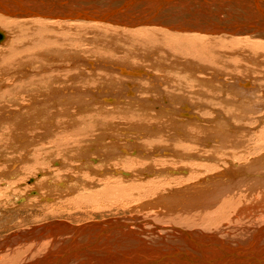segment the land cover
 Masks as SVG:
<instances>
[{"label":"bare ground","instance_id":"bare-ground-1","mask_svg":"<svg viewBox=\"0 0 264 264\" xmlns=\"http://www.w3.org/2000/svg\"><path fill=\"white\" fill-rule=\"evenodd\" d=\"M81 1L82 0H23V2H22V0L21 1L19 0L17 2L15 1L14 4H12L10 2L12 5H14V9L17 10V12L14 13V12H12L11 9L5 8V5H4L5 1L2 2V0H0V22L3 24L4 20H6V19L8 20V18L10 19V16L8 17V16H6V14H9V15L11 14V15H15L16 19H14V20H21L20 23L24 26H26V24H28V23H32V25H34L36 27L42 26V25L51 27L52 24L54 25L56 23L76 24L79 27L80 26H83V27L89 26V27H93V29H97V27L105 29V30L107 29L108 31H111L110 34L112 35V37L115 34L122 37L121 34L123 35L124 32H127V33H129V35H131L132 32H134V31H138V32L146 31V32H151V37L147 38L146 37L147 35L146 36L144 35L146 38L144 40L140 39L139 41L144 42L145 45H147L148 47H149L148 43L150 45H153L152 41L157 42V43H162L164 45V43L162 42V37L157 36V35L155 36L153 34V32L169 34L172 36L170 38L172 42L170 41L171 43H169V45H172V47L174 49V50L170 49V51L172 52V55H169V57L172 58V57L178 55V57H180L182 59V60L179 59L178 62H175V61H174V63L172 62L173 63L172 65L174 66V68H176V67L178 68V71H177V69L176 70L173 69V70L178 72V73H176L177 74L176 76H178V80H177L178 90L177 91H179L180 93L182 91V95L181 94H180L181 96L174 95L173 94V93H175V91H174L173 93H171V95H174V96L171 98H169V97L167 98V96H170V94L165 95L166 94L165 93L163 98L161 99L162 101L166 102V100H171V101L173 100V102H174L177 100V104L179 101V104L184 105V104H186V102H184V101L187 100L188 102L193 101V102H197V103H201V104L207 103L208 105H213V106L214 105H221L222 106L223 101L221 98H225V96H226L227 101L228 100L229 101L230 100H236L237 103H240L239 108L243 107L242 104L245 105V107H247V109H245V107L241 108V109H244L243 111L247 110V111L253 112V110H254V113L257 111L260 112V110H258V109H261L264 111V101L260 100L262 98V95L264 94V92L262 94L261 92H257L258 91L257 88H249L250 86H253L252 82H255L252 78H248L249 74H248V76H246L247 79L240 78L241 76H243L242 74H240L241 76H239V78H237L238 76H236L233 78L234 81L230 80L231 82H228L229 80L225 81L223 79L224 74H221L223 72L222 70L226 69V66L231 65V66L235 67V65H236V64L234 65V62H232L233 60L230 61L229 59H227L229 57L230 52L226 51V46H224L222 44L223 40L229 39L232 42L234 41L235 42V43L233 42L234 46L239 45L240 41L241 42L244 40L249 41V40H253V39L256 41H260V42L264 43V39H263L264 38V0H97L96 3L98 5V7H107V6H109V3H112L113 6L119 7V8H113V14H111V15L106 14V16L103 19H99L97 17H94L91 14H88L87 13L88 8H86V4L84 5V3H82ZM85 1L91 2V0H85ZM18 3L22 4L23 6L19 5ZM136 6H139V8H136ZM207 7L208 8L210 7L211 9L207 10ZM120 13H121V15H120ZM23 23H26V24H23ZM63 26H64V24H63ZM0 27H2V26H0ZM42 28H41V30H42ZM48 29L49 28H47V30ZM41 30H40V33H42ZM105 30H103V33ZM116 30L118 32H116ZM3 31L6 32V30H3ZM3 31L0 28V45L1 44L7 45L10 43V38H8L5 41L6 36H5V33ZM114 32H115V34H112ZM119 32H121V33H119ZM30 33H32V32H30ZM33 34L35 37H37V38H34V43H36V44L41 43L43 46H40V48L42 49V50L41 49L40 50L43 52L36 54V55L35 54H32V55L41 56V55H45L46 52H49V53L53 52L52 50L47 51L49 49V47L52 45V43H50L51 40H49L48 42L45 40L43 42L42 40L39 39V36L41 34L36 33L35 31L32 33V35ZM37 34H38V36H37ZM101 34H102V32H101ZM139 34H137V35H139ZM132 35H134V34H132ZM132 37H134V36H132ZM23 38H25V37H23ZM99 38H101V36ZM170 39H168V40H170ZM18 40H20V38H18ZM236 40H238L239 42H237ZM99 41H101V40H99ZM129 41H131V39H129ZM31 42H32V40H31ZM60 42H62V41H60ZM249 42H251V41H249ZM157 43L153 46H155L156 48H160V50H161L163 45H162V47L157 46L158 45ZM19 44L21 45L20 42H19ZM56 44L57 43H55L54 46ZM61 46L62 45L60 43V45H59L60 49L58 50V54L62 53L61 51L64 50ZM106 48H108V47H106ZM36 49H38V48H36ZM28 50H30V48ZM153 50L156 52V49H153ZM233 50L237 51L238 49L234 48ZM14 51H17V50L16 49L15 50H9L6 53L7 54L8 53L15 54V53H13ZM32 52H34V51H32ZM71 52H72V50H71ZM114 52H116V51H114ZM177 52H178V54H177ZM27 53H29V51ZM233 53H235V52L233 51ZM24 54H25V52H24ZM135 54H137V53H135ZM230 54L232 55V52ZM18 55H20V54H18ZM73 55H75V54H72V56ZM109 55H111V53ZM153 55H154V53H153ZM3 56H5V55H3ZM22 56L23 55H21V57ZM80 57L81 56H78V58H80ZM118 57H117V59H118ZM124 57L125 56H123V58ZM126 57H128V56H126ZM146 57L148 58V56H146ZM163 57H164V55H163ZM166 57H168V56H166ZM5 58H6V56H5ZM29 58L30 57H28V59ZM70 59H71V62L73 65H70L71 64L70 62H69L70 63L69 65L73 66L75 68V70L77 69L79 71L78 72L79 74L77 73L78 75H75V76L73 75V77H69L66 75L67 78H66V76H65V78L68 81L73 80L72 83L74 85L81 83V86H82V81H84V80L89 81L90 79H92L91 76H90L91 78L85 77V72L82 69V67L91 66L93 69H95L96 68L95 65L96 66L99 65L102 68L110 65V67H108L107 69L109 71H111L112 68L116 67L113 64L119 60V59L118 60L116 59L117 61H113L114 62L113 64H108V62H102L101 63V62L96 61L97 62L96 63L95 61H91V60L87 61L84 59L85 61L82 60L83 65L81 64L80 65L81 67H80L78 65L79 60L77 62V60H74L73 57ZM110 59H112V57ZM106 60H108V59H106ZM124 60H126V59H124ZM244 60H247V58ZM28 61H31V59H29ZM33 61L34 60H32V62ZM131 61H133V60H131ZM6 62H8V61L6 60ZM163 62H165V61H163ZM18 63L19 62H17V64ZM45 63L46 62H44V64ZM121 63L124 64V66L126 64L123 62H121ZM134 63H133V65H134ZM166 63H164V64H166ZM229 63H230V65H229ZM237 64H238V62H237ZM259 64H260V62H259ZM115 65H117V64L115 63ZM248 65H250V64H248ZM124 66H122L120 69L125 68ZM134 66H136V63ZM16 67H14V68H16ZM43 67L44 66H42V68ZM47 68H45L46 70H44V69L43 70L47 72ZM61 68H63V67H61ZM170 68H166V70L167 69L171 70L173 67L171 69ZM4 69H5V67H4ZM17 69H20V68H17ZM159 69H161V68H159ZM159 69H156V70H159ZM208 69H211V70H208ZM10 70H12V69H10ZM26 70H27V68H26ZM31 70H33V68ZM34 70L30 71V72H33L34 74L37 73ZM43 70H38V71H43ZM242 70H243V68L241 69V71ZM247 70H249V69H247ZM16 71H18V70H16ZM22 71H21V73H18L20 75V78L21 79L27 78V74L23 73ZM63 71H64V69H63ZM92 71H93L92 73L96 72L95 70H92ZM208 71L210 72L209 74H211L210 75L211 78L199 76V73L203 75L204 73L206 74ZM241 71H238V72H241ZM8 72H10V71H7L6 73H4V75L7 74ZM90 72H91V70H90ZM122 72H123V70H122ZM122 72H120V73L123 74L124 72L123 73ZM126 72H127V70H126ZM92 73H90V74L92 75ZM148 73H149V71H148ZM126 74L128 75V73H126ZM16 75H17V73H16ZM68 75H70V74L68 73ZM116 75H118L117 72H116ZM158 75H159V73H158ZM38 76H41V75H37V77ZM59 76L62 77V75H59ZM87 76H88V74H87ZM92 76H95V74H93ZM171 76H173V75H171ZM16 77H18V76H16ZM113 77H115V75ZM129 77H135V75H132V76L130 75ZM254 77H256V76H254ZM85 78H87V79H85ZM107 78H108V75H107ZM120 78H121V76H120ZM148 78H149V76H148ZM158 79H161V78H157V80H154V82L156 84L159 82ZM257 79H259V78H257ZM51 80H52V78H51ZM56 80L60 81L59 78ZM114 80H117V79H114ZM125 80H126V78H125ZM68 81H65L63 84L61 83L62 85L60 84V86H66ZM90 81H93V80H90ZM98 81L101 82L102 80L98 79ZM136 81H140V80L136 79ZM215 81H219V82L214 83ZM258 81L259 80H257V82ZM142 82H143V80H142ZM149 82H152V81L150 80ZM162 82H163V80H162ZM127 83H129V82H127ZM155 83L153 86H151V84L149 83L148 88L145 87L147 89L146 90L147 93L149 91H152L151 89H154L153 87L156 86ZM170 83H172V82H170ZM218 83L219 84L225 83V84H223L221 86ZM83 84H84L83 87L85 88V86H86L85 82ZM118 84H120V83H118ZM135 84H136V82H135ZM143 84L147 85L148 83H141L140 85H143ZM34 85L35 84H33V88H34ZM56 85H58V84H56ZM109 85H111V84H109ZM22 86H19L20 91L17 94L19 95L21 92H23L25 94H30V91H27L29 88L27 90H24V89H22L23 88ZM104 86L100 85V87H104ZM209 86L219 87L220 88L219 90H221V88H223L224 91L223 90L219 91L218 92L219 94L216 95L218 90L215 87L214 88L216 90L215 89L210 90L208 88ZM223 86H225V87H223ZM37 87H39V86H37ZM52 87L50 86V91H51L50 93H52L51 94L52 96H55V95H57L56 92L58 90H55V88L54 87L52 88ZM67 87H69V88L67 89ZM67 87H65V89L62 91L66 95L67 94L71 95V98L68 96L67 99L70 98L69 100H71L72 98H75L74 103L76 105V108H74V107L68 108L67 107L66 109L65 108L59 109V111H54V113H56L55 115L49 114L48 118L55 119V121L57 120V122H59V120L64 121V122L68 121L67 124L69 122H71L72 124L74 123L70 127L74 130H76V128H75L76 124L75 123H77V122H79V124H83V126L88 128V125H89L88 122H91L90 121L91 119L90 120L88 119L89 115L83 116L82 110L85 111L87 108H91L89 106L85 108L84 106L87 104H90V106L94 107L96 102H93V101H97L98 98H95L96 97L95 96V97H93L94 99H91L92 98L91 97V98H89V103L87 101V104L83 105L82 101L84 100V98H87V95L83 94V90H81L79 87L78 90L80 89V91H78L77 89H74L72 86L70 87V85H68ZM159 87H161V86L159 85ZM159 87H157V88H159ZM174 87H175V85H174ZM75 88H77V87H75ZM97 88L96 89L94 88V89L97 90ZM198 88H199V90H198ZM260 88H259V90H260ZM262 88H264V86H262ZM34 89H31V90H33V92H34ZM92 89H89L87 91L91 90V92H89L91 94L93 92H96V94L94 93L95 95H98V93L100 94V92L95 91V90L92 91ZM117 89H119V88H117ZM159 89H161V88H159ZM101 90H102V93L105 91L103 89H101ZM131 91L132 90H130L124 94V97H125L124 99H128L129 97L134 96L133 94L130 93ZM154 91H156V90H154ZM58 92L63 94L61 91H58ZM164 92H162V93H164ZM36 93H38V92H36ZM108 93L110 94L111 92L108 91ZM108 93L106 91V94H108ZM91 94H89V96ZM101 96L103 97L102 101L105 103H108L107 100H109L110 96L109 97H107L106 95H101ZM119 97H117L116 99L119 100ZM212 97L213 98H220V101L219 100L217 101L215 99L213 100ZM14 98H15V102L19 103L18 98L16 96ZM27 98L28 97H26L25 99H27ZM50 98H52V97L51 96L47 97V98L45 97L44 100H49ZM54 98H58V96L57 97L55 96ZM80 99L82 101H80ZM90 99L93 101H91ZM129 100H131V99H129ZM157 100H158L157 98L155 100L149 99V98L144 99L141 101L142 102L141 105L148 106V108H149V106L150 107L152 106L155 109H157L156 107H159V109H160L159 111L161 112V114L172 115L174 113H178L179 115L182 114L185 116L186 113H189L190 115L188 114V116L197 117L196 116L197 113L194 112V108L193 107L188 108L187 107L188 104L184 105V107L174 108L172 106H169L171 104H168V105L163 104V103H160V102H162L161 100H159V101H157ZM27 101L28 100H26V102ZM51 101H56V99L51 100ZM102 101H99V102H102ZM36 102H38V101H36ZM62 102H65V101L62 100ZM115 102L116 101L113 99V103H115ZM174 103H176V102H174ZM174 103H173V106L176 105ZM51 104L54 106V102H52ZM138 104H140V103H138ZM195 105H197V104H195ZM176 107H178V106H176ZM251 107H253V108H251ZM0 108H1V106H0ZM220 108H222V107H220ZM91 109L93 110V108H91ZM38 110H37V113L39 112ZM229 110L230 111L227 113H222L220 110L217 109L216 111H219V113H222L221 116H219L220 114L219 115L216 114L214 117H212V119L211 118H209V119L213 120V121L218 119V121H220V122L219 123L217 122V123L220 124L221 126H223L222 123H228V125L230 127H232V128L235 127L236 129L238 128L237 131L239 129L241 130L243 128L249 129V127L246 124L241 123V121H240L241 125L239 126V124H238V127L235 126V123H233V122L230 123L229 114H230V112H233V110L231 108H229ZM93 111H95V110H93ZM204 111L207 112L206 110H204ZM243 111H240V112H243ZM111 112H113V111H111ZM125 112H127V111H125ZM128 112H129V114L130 113H134V114L136 113L134 111H128ZM144 112L147 113V111H144ZM259 112H257V113H259ZM83 113L85 114V112H83ZM150 113L151 112L147 113V115H150ZM207 113L208 114L211 113V110H208ZM240 114L238 115L239 117L240 116L245 117V114H244V116H242ZM137 115L139 117H136V116L128 117V118H132V120H133L131 122V119H129L130 124L132 126L130 132L132 133V131H133V133L135 134L134 131H137L140 133V134L138 133L139 138H137V139H133V138L130 139L129 138L130 140L126 141V142H129V145L122 144V143L120 144L113 139V141L111 140L113 145L111 144V142H109L111 145L108 143L110 146H112V147H110V146L109 147L113 148L112 149L113 151L112 150H111L112 152L107 151L108 153H105V154L102 153L100 155V158H98V157L92 156L90 154L88 155V153H89L88 150L81 152L82 151L81 149H83V147L87 143V141H85V142H83L84 144L80 143V146L75 145V147L76 146L77 147L75 149H73L74 151L71 150V152H73L72 154H70L71 158L67 156V160L70 158L72 161L67 162L64 158H63L64 160L61 159L62 157L58 159V157L56 156V154L58 152L56 154H54L55 160L53 162V166H60V167L65 168V169H66V167L73 166L74 168L76 167V169L77 168L80 169V166L77 164H80V162L82 160L83 163L85 164V165L82 164V168L89 167L90 168L89 170L93 169L94 171H99L101 173V175L103 174L102 176H104V174L106 175L108 169H110L111 172L114 171L113 174H120L124 178H130V179L133 177V174L139 175L140 178L147 179L146 181H150L149 178L154 179V178L158 177V179H157L158 181H162L161 179L164 180V181H162L164 185H166V183H164L166 178H160V176H162V177H169V176L173 177L174 178L173 183H175L174 186L177 185V187L174 188L175 190H171L169 192L164 193L165 191L160 190L161 189L160 186L162 184L160 185V184H157L154 182L155 184L152 185L153 189L151 191H153L155 194L156 193H158V194L156 195L153 202L152 201L149 202V205L146 202H143V204L141 202V203H139L141 205H138L139 208H141V209L149 208L152 210H156L157 214L160 213V214L165 215V217L170 219L169 222L166 221L168 224H166V226H161V225H156V223H155V225L153 224L149 227H146L148 222H146V220H145L146 218H142V217H140V218L138 217L139 218L138 220L135 218L134 219L129 218L125 222H123L121 220H119V221L116 220V221L110 222L111 227L110 228L108 227L109 229H107V228L103 229L102 226H104V225H102V226H100L102 229L100 228L101 230H98L99 228L96 225V228H98L97 232H96V230H93V232H92L93 234H92V233L88 232L89 231L88 230L87 236L84 233H82V235H79V236H77V234L75 235V233L79 234V232H84L85 230H83V228H81V227L80 228H74L73 229V231H74L73 235L70 237H67L68 238L67 241L64 238V236L67 235L64 230L58 231L56 233L55 239L53 238V236H51V234H48V233H36L35 237H37V240L40 238V242H38V243H41V244H39L40 245L39 247H36L38 244L37 243L35 246V250L32 249L31 246L25 247V250H23V251H25V253H28V254L29 253L33 254V256H35V258L32 257L33 259L31 258L32 259L31 261H29V262L26 261V263H24V264H33L35 262H38V264H264V150L261 148H260V150L257 148L239 149L243 145L242 141L236 142V141H234V139H231L232 136H231V138H227L226 136H228L229 133L224 132L225 129L221 131L223 133H221L219 131V129L215 130L216 132L212 131V129H216V128L210 129V127H212V126L209 127L206 124L204 125V123L203 124L201 123L203 125L202 127H201V124H199L200 127L194 129L195 133L192 130L191 131H186V129L181 130L178 127H176L175 125H173L175 120L172 124L167 125V126H169V128H167V126H165L166 124H162V123H160V125H162V126L159 128L156 125H154V126H156L157 131L160 132L159 134H155L157 136H154V133L157 131L151 132V133H153V136H149V138L152 137L151 141L154 138L155 139L151 142L150 147L148 145V147H149L148 149H150L151 147H152V149L153 148L154 149L152 151L151 150H144L143 148L140 147V146H142L143 143L139 144V140H142L143 137L146 136L147 133L144 130V129H146V127H144V129H142L143 128L142 126L149 125L148 121L150 118L147 120V119H145V117H143L139 114H137ZM157 115L160 116V114H157ZM263 115H264V112H263ZM263 115L258 116L256 122H258L259 124L260 123L264 124V116ZM3 116H6V115L4 114ZM209 116H211V115H209ZM91 117L95 120L97 119L94 116H91ZM56 118H58V119H56ZM153 118H155V117H153ZM160 118H161V116H160ZM169 118H171V117H169ZM42 120H44V119H42ZM76 120H77V122H76ZM199 120H200V118H199ZM169 122H171V121H169ZM179 122H181V121H179ZM53 123H55V122H53ZM98 123H101V122H98ZM107 123H106V125H107ZM13 125L15 126V124H13ZM16 125H17V123H16ZM98 125H100V124H98ZM176 125H177V123H176ZM208 125H210V124H208ZM136 126L139 128H137ZM43 127H44V125H43ZM38 128H39V126H38ZM152 128L156 129L155 127H152ZM199 128H201V130H198ZM41 129H44V128H41ZM72 129H70V130H72ZM112 129H114V128H112ZM169 129H170V132L168 131ZM222 129H223V127H222ZM236 129H234V130H236ZM196 130H197V132H196ZM228 130H230V129H228ZM52 131H54V130H52ZM67 131L68 130H66L65 132H67ZM86 131H89V129ZM107 131L108 130H106V132ZM80 132L84 133V130H81ZM117 132H119V130ZM125 132H126L125 130L120 131V133H122V134H127ZM127 132H129V131L127 130ZM143 132H145L146 134H143ZM188 132H190V135H188ZM228 132H230V131H228ZM81 133H79V134H81ZM161 133H163V135L166 137L160 136ZM193 133H194V136H191ZM44 134L47 135V133H44ZM110 134H112V132ZM148 134H150V133H148ZM200 135H202V136H200ZM59 136H60V134L58 133L57 137L59 138ZM102 136H104V135H102ZM107 136H108V134H107ZM110 136H108V137H110ZM128 136H129V133H128ZM135 136L138 137L137 135H135ZM182 137L187 138V140L185 142H183L181 140ZM11 138H12V135H11ZM58 138L55 140L57 141ZM188 138H191V139H188ZM13 139L14 138H12V140ZM102 139L104 140L105 138H102ZM237 140H239V139H237ZM13 142H14V140H13ZM26 142H28V141H26ZM53 142L54 141H52L51 143H53ZM72 142H75V140ZM166 142L172 143L173 145L172 146L170 144L168 145ZM259 142L261 144L262 143L264 144V137H260ZM63 143L62 142L60 143V141L58 143V141H57V143L55 142L54 144L55 145L58 144V145L64 147V149L67 148L66 145H64ZM163 143L167 144V146H162V145H164ZM144 144H147V143H144ZM23 145L26 146V144H24V143H23ZM39 145H41V143ZM202 145H203V147H201ZM256 145H257V143L255 144V147L258 146V145L257 146ZM95 146H96L95 143L88 144L85 149H87V148L94 149V148L98 147V145H97V147H95ZM251 146H254V144ZM70 147L71 146H69V148ZM7 148H9V147H7ZM110 148H109V150H110ZM233 149H239L240 151L241 150L242 151L236 152V151H232ZM40 150H41V146H40ZM55 150H58V149H55ZM106 150H108V149H106ZM106 150H105V152H106ZM197 150H199V151L197 152ZM7 151L11 152L10 150H7ZM68 151H66V152H68ZM40 153H42V152H40ZM120 154L123 156H121ZM127 156H136V158L133 157L135 160L131 159L126 163L123 162L124 163L122 166L123 168H120V169H124V171H121L118 169H113L112 167H107L108 165H106V164L110 163L111 160L112 161L114 160L115 162L125 160V158L127 160L128 159ZM38 157H40V156L38 155ZM59 157H60V155H59ZM141 158L143 159L144 164H146V167H143V165L142 166L139 165V163L141 164V162L138 163L139 166H133L134 164L133 165L130 164L131 162L136 163L135 162L136 160L138 162V160ZM34 159H35V157H34ZM30 160H32V159H30ZM36 160H38V159H36ZM144 160H146V162ZM159 160H161V161H159ZM162 160H164V161H162ZM189 160L192 161V164H190ZM26 161H27V159H26ZM139 161H141V160H139ZM186 161H189V162H186ZM39 162H40V160H39ZM156 162L157 163L161 162L162 164L161 163H159V165L155 164ZM177 162L181 165H179ZM35 163H37V162H35ZM74 163H76V164H74ZM163 163L165 164V166L163 165ZM171 163H172V166L170 167L169 164H171ZM174 163H177L178 165L177 164L175 165ZM183 163H186V164H183ZM17 164H19V163H17ZM70 164H71V166H69ZM166 165H168V166H166ZM98 166L106 167V168H104L105 169L104 170V169H101L100 167L97 168ZM14 168L15 167H13L12 170H14ZM136 168H137V171H139V172H136V173L131 172V170H134ZM83 170H81V172H83ZM79 171L80 170H78L77 173H80ZM110 171H108V172H110ZM25 173H26V171H25ZM8 174H9V176L10 175L14 176L16 173H12V171H10ZM113 174H112V176L111 175L110 176L116 177L115 175L113 176ZM47 176H49V174L45 173V172L37 174V177L32 178L31 180H28V184L30 182H36L37 183L38 179L43 180ZM54 176H56V175L54 174ZM66 176H67V178H72L74 180L76 179V181L79 179H83L80 175H77L75 177V175L72 176L71 174H68ZM15 177L16 176H14V180H16ZM159 178H160V180H159ZM52 180L53 179L51 178V182H52ZM69 180H71V179H69ZM69 180H66V181H69ZM45 181H46V179H45ZM45 181H43V182H45ZM118 181H120V180H118ZM12 182H9V183H12ZM14 182L16 183L17 181H14ZM62 182L63 181H61V183ZM70 182L65 183V184H63V183L62 184L60 183V184L61 185H66V184L69 185ZM80 182L81 181L79 180V183ZM108 182H110V181H108ZM168 182H169V180H168ZM168 182H167V184H168ZM158 183H160V182H158ZM131 184H133V183H131ZM169 184H171V183H169ZM169 184H168V186H169ZM12 185H14V183ZM76 185H77V183H76ZM114 185H116V184H114ZM119 185H122V184L117 183V185L115 187H118ZM139 185H140V182H139ZM140 186H142V185H140ZM172 186H173V184H172ZM15 187H17V186L15 185ZM115 187H114V189H115ZM139 187H137V185H136V187H134V186L122 187L118 190L115 189L118 191L117 194H114L113 192H111V194L108 195V193H107V196L104 195V197H107L110 200H115L114 198H116V196L117 197L122 196V197H124L123 199L125 200L126 198H128V199L132 198L133 194H139L140 196H145L146 192H150V190L145 189L146 190L145 191L144 189H140ZM147 187L150 189L149 186H147ZM162 187H164V186H162ZM145 188H146V186H145ZM158 189H159V191H158ZM166 189H167V187H166ZM168 189H170V188H168ZM2 191H4L6 193L7 190L2 189ZM33 191H34V193L37 192V194H39L38 198H40L41 201L42 200L43 201L44 200H48V201L52 200V197L49 196V194L44 195L41 193V191H38L37 189L32 190L31 192H28L29 194L27 193L24 195H21V194L17 195L14 193V195H15L14 200L16 199V203L18 205H20V204H22V206L23 205H29L28 202L32 201V200H29L30 197L28 198V196L32 195ZM18 192H21V190H19ZM142 192H145V193H142ZM124 195H126V197ZM0 196H3V194H0ZM134 198H138V197H134ZM140 199L143 200L142 198H140ZM135 201H137V200H135ZM125 202H124V204L126 205ZM157 202L158 203L160 202L161 205H158ZM120 203H122V202H120ZM228 205L235 208V216H236L235 219H240L239 222H241V220L243 219L244 224H245V222H247V223L249 222L250 224L248 227L247 226L246 227H240V226L236 227V226H238L236 224L235 225L229 224L230 225L229 226L228 223H226V221H225V224H222L220 229L216 228L214 230V233H210L207 231L203 232L205 229L203 231H201L200 229H197V228L194 229L195 227H188L186 225V222L189 221V219H186V220H183V221L177 223L178 220L182 219L181 216H183V215L192 216L190 221L192 220V221L196 222V218L199 219L203 213H205V215L206 214L209 215L211 212L215 211V209L220 208V206L221 207L223 206L226 208V206H228ZM129 207H131V206H129ZM223 210H225V209H223ZM221 211H222V209H221ZM227 216L229 217V215H227ZM156 219H158V218H156ZM160 219L164 220V218H160ZM147 221H149V220H147ZM198 221H200V220H198ZM211 221H213V220L211 219ZM230 221H231V219H230ZM234 222H236V221H234ZM161 223L163 224L162 221H161ZM100 224H102V223H99V225ZM52 225L55 226V224H52ZM197 225H198V223H197ZM50 226H51V224H50ZM56 226H59V225H56ZM56 226L53 227V230H54V228H56ZM67 226L64 229H68L69 227H67ZM88 226L87 227L90 228L91 225H88ZM109 226H110V224H109ZM51 227H49V228H51ZM152 227L154 229H152ZM94 228L95 227H92L90 230H92ZM84 229H85V227H84ZM48 230H50V229H48ZM81 230H83V231H81ZM242 231L244 233L247 231V233L238 235L239 232L243 233ZM28 239H32V233L31 232L26 237V240H28ZM45 239H48L47 241L54 240V242H52V244L50 243V246H49V244L43 243V240H45ZM11 247L15 248V246H11ZM21 249L22 248H20L19 250H15V252L18 254V252H22ZM12 252L14 253V251H9V253H12ZM41 252H43V253H41ZM34 253H37V254H34ZM4 255H7V254L5 253ZM28 256H30V255H28ZM12 257H14V256H12ZM1 258L2 259H0V262H3V264H4L5 259L3 258V256ZM7 258H10V257H7ZM48 258H50V259L45 261ZM6 261H8V260H6ZM14 261H16V260H14ZM10 263H13V262H10ZM7 264H9V263H7Z\"/></svg>","mask_w":264,"mask_h":264},{"label":"rangeland","instance_id":"rangeland-1","mask_svg":"<svg viewBox=\"0 0 264 264\" xmlns=\"http://www.w3.org/2000/svg\"><path fill=\"white\" fill-rule=\"evenodd\" d=\"M15 1L17 2L19 0H15ZM15 1L11 2V3L14 4ZM22 2H23V0H22ZM81 2L84 3V5L86 4L88 7H91V8H93L92 7L93 4L97 5L96 2L93 3L94 0H91V2L82 0ZM11 3L6 4V7L11 9L12 12L16 13L17 10L14 9V5H12ZM19 5L23 6L22 4H19ZM90 5H92V6H90ZM96 5H94V6L98 7ZM109 7H111L112 9L113 8H119L118 6H113L112 3H109V6L98 7V9L105 11ZM136 8H139V6H136ZM210 9H211L210 7L209 8L207 7V10H210ZM107 14H109V13H107ZM120 15H121V13H120ZM6 16H8V17L10 16V19L8 18V20L7 19L4 20L3 24L0 22V24H1L0 26H2L0 28L2 29V31L6 30V32H7L6 33L5 31H3L5 33V36H6L5 41L8 38H10V43H11V44L9 43L7 45H3V44L0 45V106H1V108H0V189H1L0 192L1 193L0 194H3V196H0V199H1L0 200V259H2L1 257L3 256V258L5 259L4 264H7V263H9V264H24V263H26V261H28V262L31 261L33 259L32 257L35 258V256H33V254L25 253V251H23V250H25V247H30V246L32 247V249L35 250L36 244L38 242H40V238L37 240V237H35L36 233H48V234H51V236H53V238L55 239L56 233L60 230H64L65 233L67 234L64 236V238L67 241V239H68L67 237H70L73 235V233H74L73 229L74 228H80L81 227V228H83V230L86 231V232L85 231L79 232V234L75 233V235L77 234V236H79V235H82V233H84L87 236L88 230H89L88 232L92 233L93 230H96V232H97L98 228H99L98 230H101L102 228L103 229H106V228L109 229L111 227L110 222L116 221V220L117 221L121 220V221L125 222L129 218H131V219L135 218L138 220L140 217H142V218H146L145 220H146V222H148L146 227H149L153 224L155 225V223H156V225H161V226H166V224H168L167 222H169L170 219L165 217V215L160 214V213L157 214L156 210H152L149 208L141 209V208H139L138 205H141V204H139L141 202H142V204H143V202H146V203H148V205H149V202H151V201L153 202L156 195L158 194V193L155 194L153 191H151L153 189L152 185L155 183L160 184V185L162 184L160 186V188H161L160 190L165 191L164 193L169 192L171 190H175L174 188H176L177 185L174 186L175 183H173V181H174L173 177H170V176L169 177H162V176H160V178H166L165 182H164V183H166V185H164L162 182L164 180L161 179L162 181H158L157 180L158 177L154 178V179L149 178L150 181H146L147 179L140 178L139 175L133 174V177L130 179V178H124L120 174H113L114 171L111 172L110 169H108V171H110V172L107 171L106 175L104 174V176H102L103 174L101 175V173L99 171H94L93 169L89 170L90 169L89 167L82 168V164L85 165L82 160H81L80 164H77L80 166V169L79 168L76 169V167L74 168L73 166H71V164L69 165L71 167H66V169L62 168L60 166H53V162L55 160L54 154H56L58 152L56 154L58 159L62 157L61 159L64 158L67 162L72 161L70 159L71 158L70 154L73 153V152H71V150L74 151L73 149H75L78 145L80 146V143L84 144L83 142H85V141H87V143L85 146L83 145L84 147H83V149H81L82 151L81 150L80 151L84 152L85 150H88L89 151L88 155L90 154V155L98 157V158H100V155L102 153L105 154V153L113 151L112 150L113 148H110V147H112L110 145L111 144L113 145V143H112L113 139L120 144L122 143V144L129 145V142H126V141L130 140L131 138H133V139L139 138L140 133L137 131H134L135 134L133 133V131H132V133L130 132L132 126L130 124L129 119H131V122L133 120H132V118H128V117H133V116L139 117L137 115V114H139V115L145 117V119H147V120L150 118L148 121L149 125L142 126L143 127L142 129H144V127H146V129H144V130L146 131L147 134L145 132H143V134H146V136L143 137V139L144 138L145 139L139 140V144L143 143L142 146H140V147L143 148L144 150H151L152 151L154 149V148L152 149V147L150 149H148L150 147L151 142L155 139L154 138L151 141L152 137L149 138V136H153V133H151V132L157 131L156 126L158 128L161 127L162 125H160V123L166 124L165 126H167V125L172 124L174 122V120H175V122L173 123V125H175L176 127H178L181 130L186 129V131L192 130L194 132V129L200 127L199 124H201V123L202 124L204 123V125L206 124L209 127L212 126V127H210V129L216 128V129H212V131L219 129V131L221 132L222 130L225 129L224 132H227L230 134V135L228 134V136H226L227 138H231V136H232L231 139H234V141H236V142L242 141L243 142L242 147L239 149L257 148L260 150V148H261L264 150V146H263L264 144L262 143L263 144L262 145L259 142V138L264 137V132H263L264 131V124L263 123L259 124L258 122H256L257 117L263 115L264 111L261 109H258V110H260V112L257 111L259 113H257V112L254 113V110H253V112L247 111V110L243 111L244 109H241V108L245 107V105L242 104L243 107L239 108L240 103H237L236 100H230L231 102L229 100L227 101L226 96H225V98H221L223 101L222 106L221 105H214L213 106V105H208L207 103L201 104V103H197V102H193V101L188 102L187 100L184 101V102H186V104H184V105L188 104L187 105L188 108L189 107L194 108V112L197 113L196 114L197 117L188 116L189 113H186L185 116L182 114L179 115L178 113H174L172 115L161 114V112L159 111L160 110L159 107H156L157 109H155L152 106L151 107L149 106V108H148V106L141 105L142 104L141 101L144 99H148V98L154 99V100L157 98L158 99L157 101H159L163 98L165 93H166L165 95L170 94V96H167V98L168 97L171 98L174 95H179V96L182 95V91H181V93L179 91H177L178 90V88H177L178 76H176L177 75L176 73H178V72L174 71L176 69L178 71V68L177 67L174 68V66L172 65L174 63V61L178 62L179 59L180 60H182V59L180 57H178V55L172 57L173 59L171 57H169V55H172V52L170 51V49H173L172 45H169V43L172 42L170 39L172 37L171 35L166 34V33L153 32V34L155 36L157 35V36L162 37V42L164 43V45L162 43H157V42L152 41L153 45H155L156 43L158 44L157 46L162 47V45H163L162 49L160 50V48H156L155 46L150 45L149 43H148V45H149V47H148L147 45H145L144 42L139 41L140 39L144 40L146 37L147 38L151 37V32L134 31L135 33L132 32V34H134V35H132L131 33H130L131 35H129V33L124 32L123 35L121 34L122 37H120L119 35H116L114 32L112 34H115V35L112 37V35L110 34L111 31H108L107 29L105 30V29H102L99 27H97V29H93V27H89V26H87V27L80 26L79 27L76 24L56 23L54 25L52 24L51 27L42 25V26H37L38 27L37 28L36 26L32 25V23H28V24L23 23V24H26V26L22 25L20 23L21 20H14V19H16L15 16L13 17L12 15H9V14H6ZM63 24H64V26H63ZM41 28H42V30H41ZM47 28H49V29L47 30ZM40 30L42 33H40ZM103 30H105L104 33H103ZM34 31L36 33L41 34L39 36V39L42 40L43 42L45 40L47 42L49 40H51L50 41V43H52V45L50 46L51 48L49 47V49L47 51L52 50L53 51L52 53L46 52L45 55H41V56L32 55V54L36 55V54L43 52V51H41L42 49L40 48V46H43V45L41 43H38V44L34 43V38H37L34 36V34L32 35V33ZM30 32H32V33H30ZM101 32L103 35L101 34ZM116 32H118V31L116 30ZM119 33H121V32H119ZM137 34H139V35H137ZM144 35L145 36L147 35V36L145 37ZM37 36H38V34H37ZM100 36H101V38H99ZM132 36H134V37H132ZM23 37H25V38H23ZM18 38H20V40H18ZM129 39H131V41H129ZM168 39H170V40H168ZM31 40H32V42H31ZM99 40H101V41H99ZM60 41H62V42H60ZM236 41L239 42L238 40H236ZM249 41H251V42H249ZM249 41H245V40L242 42L240 41L239 45L234 46V44H233L234 41L232 42L229 39L223 40L222 44L224 46H226V51H229L230 53L232 52V55L229 53V57L227 59H229L230 61L233 60L232 62H234V65L236 64L235 65L236 68L234 66H231L229 63V65L231 67L226 66V69L225 70L223 69L222 70L223 72L221 74H224L223 79L225 81L229 80L228 82H231L230 80L234 81L233 78L236 76H238L237 78H239V76H241L240 74L243 75L240 78L247 79L246 76H248V74H249L250 77L248 76V78H252L255 81V82H252L253 86H250L249 88H257V90H258L257 92H261L263 94L264 88H262V86H264V74H263L264 73V43L260 42V41H256L254 39L249 40ZM19 42L21 43V45L19 44ZM55 43H57V44L54 46ZM60 43L62 45L61 47L64 50L61 51L62 53L58 54V50L60 49L59 48ZM106 47H108V48H106ZM29 48H30V50H28ZM36 48H38V49H36ZM234 48H237L238 50L237 51L233 50ZM15 49L17 50V51L13 52L15 54H12V53L7 54L6 53L9 50H15ZM153 49H156V52ZM27 50L29 51V53H27L28 52ZM71 50H72V52H71ZM113 50L116 52H114ZM32 51H34L35 53ZM233 51L235 53H233ZM24 52H25V54H24ZM178 52H177V54H178ZM110 53H111V55H109ZM135 53H137V54H135ZM153 53H154V55H153ZM18 54H20V55H18ZM72 54H75V55L72 56ZM3 55H5L6 58ZM21 55H23L24 57L23 56L21 57ZM77 55L81 56V57L83 56V57L82 58L80 57L81 58L80 59V58H78ZM163 55H164V57H163ZM165 55L168 57H166ZM71 56L74 58V60H77V62L79 60V62H78L79 66L82 64V60L83 61L91 60V61H95V62L97 61V62H101V63L102 62H108V64H113L114 63L113 61H117L119 59L118 60L119 62L118 61L115 62L117 65H115V63L113 64L116 67L112 68L111 71H109L107 69L108 67H110V65L106 66L104 68L100 67L99 65H97V66L95 65V67H96L95 69H93L91 66L82 67V69L85 72V77H87V78L92 77V79H90V80H93V81L84 80V81H82V86H81V83H78L80 85L79 86L78 84L74 85L72 83L73 80L68 81L66 79L67 76L73 77V75L75 76V75L79 74L78 73L79 71L77 69L75 70V68L73 66H70V65H73L71 62V59H70V58H72ZM123 56H125V57L123 58ZM126 56H128V57H126ZM146 56H148V58ZM28 57H30L29 59H31V61H28L29 60ZM111 57H112V59H110ZM117 57H118V59H117ZM246 58H247V60H244ZM106 59H108V60H106ZM124 59H126V60H124ZM6 60L8 62H6ZM32 60H34L33 61L34 63L32 62ZM131 60H133L136 63V66H134L135 63ZM163 61H165V62H163ZM236 61L238 62V64ZM17 62H19V63L17 64ZM44 62H46L47 64L46 63L44 64ZM121 62L126 63L125 66ZM259 62H260V64H259ZM133 63H134V65H133ZM164 63H166V64H164ZM248 64H250V65H248ZM42 66H44V67L42 68ZM122 66H124L126 69L125 68L120 69ZM4 67H5V69H4ZM14 67H16V68H14ZM61 67H63V68H61ZM17 68H20V69H17ZM26 68H27V70H26ZM32 68H33V70L35 69L34 71L37 73L34 74L33 72H30V71H33V70H31ZM45 68H47V72L44 71V70H46ZM85 68L86 69L88 68V69L86 70ZM159 68H161V69H159ZM166 68H170L171 70H169V69L166 70ZM242 68H243V70L241 71ZM10 69H12V70H10ZM63 69H64V71H63ZM156 69H159V70H156ZM247 69H249V70H247ZM16 70H18V71H16ZM38 70H43V71H38ZM90 70H91V72H90ZM92 70H95L96 72L92 73L93 72ZM122 70L124 73L122 72ZM126 70H127V72H126ZM208 70H211V69H208ZM7 71H10V72H8L7 74L4 75V73H6ZM21 71L23 73L27 74V78H23V79L20 78V75L18 73H21ZM148 71H149V73H148ZM238 71H241V72H238ZM116 72L118 73L119 76L116 75ZM120 72H122L123 74H121ZM16 73H17V75H16ZM68 73L70 75H68ZM90 73H92V75L95 74V76H92ZM126 73H128V75ZM158 73H159V75H158ZM209 73H210L209 71L206 74L204 73L203 75L199 73V76L211 78V76H210L211 74H209ZM87 74H88V76H87ZM37 75H41V76L37 77ZM59 75H62V77ZM107 75H108V78H107ZM114 75H115V77H113ZM130 75L131 76L135 75V77H129ZM171 75H173V76H171ZM16 76H18V77H16ZM65 76H66V78H65ZM120 76H121V78H120ZM148 76H149V78H148ZM254 76H256V77H254ZM51 78H52V80H51ZM58 78L60 81L56 80ZM87 78H85V79H87ZM125 78H126V80H125ZM157 78H161V79H158V81H159L157 83L158 85L154 82V80H157ZM257 78H259V79H257ZM98 79H100L102 81L99 82ZM114 79H117V80H114ZM136 79L140 80V81H136ZM142 80H143V82H142ZM150 80L152 82H149ZM162 80H163V82H162ZM257 80H259L261 83L259 81L257 82ZM65 81H68L69 84L67 83L66 86H60V84L61 83L63 84ZM124 81L126 83L127 82H129V83L126 84ZM84 82L86 84L85 88L83 87ZM135 82H136V84H135ZM170 82H172V83H170ZM217 82H219V81H215L214 83H217ZM118 83H120V84H118ZM139 83L140 84L141 83H148V84L147 85L146 84L140 85ZM149 83L151 84V86H153L155 83L156 86L153 87L154 89H151L152 91H149L147 93L146 88H148ZM33 84H35L34 85L35 89L33 88ZM56 84H58V85H56ZM109 84H111V85H109ZM223 84H225V83H222L219 85L222 86ZM36 85L39 87H37ZM68 85H70V87L72 86L74 89H77V90L80 87V89L83 90V94L87 95V98H84V100H83L84 102L80 99V101H82L83 105L87 104V101L89 103V98H91V97H92L91 99H94L93 97H95V96H96L95 98H98L97 101H93L90 99L91 101L96 102L94 107L90 106V104H87L84 106L85 108L89 106V107L93 108V110H95V111H93L91 108H87L85 111L82 110V115L83 116L89 115L88 119L89 120L91 119L90 120L91 122H88L89 125L87 124L88 128L83 126V124H79V122H77V120H76V122H77V123H75L76 124V127H75L76 130H74V129L70 128L74 123L72 124L71 122H69L67 124L68 121H65L66 122L65 123L64 121L59 120V122H57V120L55 121V119L48 118L49 114L55 115L56 113H54V111H59V109H64V108L66 109L67 107L68 108H72V107L76 108V105L74 103L75 98H72L71 100H69L71 98V95H68V94L66 95L62 91ZM100 85L101 86L105 85V86L100 87ZM159 85L161 87H159ZM174 85H175V87H174ZM19 86H22L23 87L22 89H24V90H27L29 88L27 91H30V94H25V93L21 92L18 95L17 93H19V91H20ZM50 86L51 87L53 86L55 88V90L61 91L63 94H61L58 91L57 92L55 91L57 93V95H55V96L56 97L58 96V98H54L55 96H52L51 95L52 93H50L51 92ZM75 87H77V88H75ZM157 87H159L161 89H159ZM214 87L209 86L208 88L210 90L216 88L218 90L216 95L219 94L218 93L219 91H222V90L224 91L223 88H221V90H219L220 89L219 87H215V88ZM223 87H225V86H223ZM68 88L69 87H67V89ZM94 88L95 89L97 88V90H95ZM117 88H119V89H117ZM259 88H260V90H259ZM31 89H34V92ZM80 89L78 91H80ZM89 89H92V91H94V90L98 91V92H100V94L98 93V95H95L96 92H93L91 94V93H89V92H91V90L87 91ZM101 89H103L105 91L102 93ZM166 89L167 90L169 89L168 90L169 92ZM130 90H132L130 93L133 94L135 97L131 96L128 99H124L125 98L124 94ZM154 90H156V91H154ZM198 90H199V88H198ZM106 91H107V93L109 91L112 94L108 93L109 94L108 95V94H106ZM174 91H175V93H173ZM36 92H38L39 94ZM162 92H164V93H162ZM171 93H173L174 95H171ZM89 94H91V95L89 96ZM101 95H106L107 97L110 96V98H109L110 101L107 100L108 103L103 102L102 101L103 97ZM15 96L18 98L19 103L15 102V98H14ZM50 96L52 98H50L49 100H44L45 97L47 98ZM68 96L70 97L69 99H67ZM116 96L117 97L120 96L119 100L116 99L117 98ZM26 97H28V98L25 99ZM112 98L116 101L115 103H113ZM263 98H264V94L262 95V98L260 100L264 101ZM55 99H56V101H51V100H55ZM129 99H131V100H129ZM212 99L220 101V98H213L212 97ZM26 100H28L29 102L28 101L26 102ZM62 100H64L65 102H62ZM36 101H38V102H36ZM99 101H102V102H99ZM52 102H54V106L51 104ZM174 102H176V103H174ZM174 102H173V100L172 101L166 100V102L162 101L160 103L167 104V105L171 104L169 106H172L174 108L184 107V105L179 104V101H178V104H177V100ZM138 103H140V104H138ZM173 103L176 105L173 106ZM194 103L197 105H195ZM176 106H178V107H176ZM220 107H222V108H220ZM229 108H231L234 112V113L230 112V114H229L230 123H232V122L235 123L236 127H238V124L240 126L241 123H243V124H246L249 127V129L243 128L241 130L239 129L240 131L239 130L237 131L238 128L237 129L235 127L232 128L228 125V123H222L223 126H221L220 124H218L220 122V121H218V119H216L214 121L209 119V118L212 119V117H214L216 114L217 115L220 114L219 116H221L222 113L229 112L230 111ZM251 108H253V107H251ZM217 109L220 110L222 113H219V111H216ZM245 109H247V107H245ZM37 110L39 111L38 113H37ZM204 110H206L207 112H208V110H211V113L208 114ZM111 111H113V112H111ZM125 111H127V112L128 111H134L136 113L135 114L134 113L129 114V112L127 113ZM144 111H147V113L151 112L152 114L150 113V115H147V113H145ZM240 111H243V112H240ZM83 112H85V114ZM4 114L6 116H3ZM157 114H160L161 118ZM239 114L242 116H244V114H245V117H241V116L239 117L238 116ZM209 115H211V116H209ZM91 116H94L97 119L95 120ZM153 117H155V118H153ZM169 117H171V118H169ZM199 118H200V120H199ZM42 119H44V120H42ZM56 119H58V118H56ZM169 121H171V122H169ZM179 121H181V122H179ZM240 121H241V123H240ZM53 122H55V123H53ZM98 122H101V123H98ZM105 122L106 123L108 122L107 125ZM16 123H17V125H16ZM176 123H177V125H176ZM13 124H15V126ZM98 124H100V125H98ZM202 124H201V127L203 126ZM208 124H210V125H208ZM43 125H44V127H43ZM154 125H156V126H154ZM38 126H39V128H38ZM152 127H155L156 129H154ZM222 127H223V129H222ZM41 128H44V129H41ZM104 128L108 131L106 132V130ZM112 128H114V129H112ZM137 128H139V127H137ZM167 128H169V126H167ZM70 129H72V130H70ZM88 129H89V131H86ZM170 129L168 130L169 132H170ZM228 129H230V130H228ZM234 129H236V130H234ZM52 130H54V131H52ZM66 130H68V131L65 132ZM81 130H84V133H81L80 132ZM118 130H119V132H117ZM121 130H123V131L125 130L126 131L125 133H127V134L120 133ZM127 130L129 132H127ZM198 130H201V128H199ZM228 131H230V132H228ZM111 132L114 136L112 134H110ZM157 132L154 133V136H157L155 134L160 133V132H158V133ZM196 132H197V130H196ZM44 133H47V135H45ZM58 133L60 134L59 138L57 137ZM79 133H81V134H79ZM128 133H129V136H128ZM148 133H150V134H148ZM194 133L191 136H194ZM221 133H223V132H221ZM107 134H108V136H110V135L111 136L108 137ZM11 135H12V138H14L13 139L14 142L11 138ZM102 135H104L105 137ZM135 135H137L138 137H136ZM188 135H190V132H188ZM202 135H200V136H202ZM160 136L166 137L163 135V133H161ZM101 137L105 138V139L103 140ZM57 138H58V140H57L58 143H59V141H60V143L64 142L63 144L66 145L67 148L64 149V147H62L58 144L55 145L54 143L55 142L57 143V141L55 139H57ZM188 139H191V138H188ZM237 139H239V140H237ZM71 140L72 141L75 140V142H72ZM181 140L183 142H185L187 140V138L182 137ZM26 141H28V142H26ZM52 141H54V142L51 143ZM109 142H111V144ZM23 143L26 144V146L23 145ZM40 143H41V145H39ZM92 143H95V145H96L95 147H97V145H98V147L94 148V149H89V148L85 149L88 144H92ZM144 143H147V144H144ZM256 143L258 145V146L256 145L257 147H255ZM167 144L168 145L170 144L171 146L173 145L172 143H167ZM167 144H164L162 146H167ZM253 144H254V146H251ZM75 145H77V146L75 147ZM148 145H149V147H148ZM40 146H41V150H40ZM69 146H71L72 148L71 147L69 148ZM7 147H9V148H7ZM201 147H203V145ZM109 148H110V150H109ZM55 149H58L59 151L55 150ZM106 149H108V150H106ZM239 149H233L232 151L241 152L242 150L240 151ZM7 150H10L11 152H8ZM105 150H106V152H105ZM66 151H68V152H66ZM198 151L199 150H197V152ZM40 152H42V153H40ZM38 155L40 157H38ZM59 155H60V157H59ZM67 156L70 157L69 158L70 160L69 159L67 160ZM121 156H123V155H121ZM34 157H35V159H34ZM133 157L136 158V156H127L128 159L126 160V158H125L126 161L122 160L119 162L118 161L115 162L114 160L113 161L111 160L110 163H108L106 165H108L107 167H112L113 169H118V170L124 171V169H120V168H123L122 166L124 163L128 162L131 159H134ZM26 159H27V161H26ZM30 159H32V160H30ZM36 159H38V160H36ZM39 160H40V162H39ZM139 160H141V161H139ZM139 160H138V162L136 160L135 161L136 163L131 162L130 164H132V165L134 164L133 166H139V165L142 166L143 165V167H146V164H144L143 159L141 158ZM144 161L146 162V160H144ZM159 161H161V160H159ZM162 161H164V160H162ZM189 161H186V162H189ZM35 162H37V163H35ZM139 162H141V164ZM17 163H19V164H17ZM138 163H139V165H138ZM159 163H161V162H158V163L156 162L155 164L159 165ZM177 163H174V164L176 165ZM74 164H76V163H74ZM183 164H186V163H183ZM190 164H192V161H190ZM163 165L165 166L164 163H163ZM169 165L171 167L172 163ZM179 165H181V164H179ZM100 166H98L97 168H99ZM166 166H168V165H166ZM13 167H15L14 170H12ZM100 168L104 169L106 167H100ZM78 170H80L79 171L80 173H77ZM81 170H83V172H81ZM10 171H12V173H16L14 175V176H16L15 177L16 180H14V176H11V175H10L11 177L9 176L8 173ZM25 171H26V173H25ZM44 172L48 173L49 176H47L43 180L38 179L37 183L36 182H30L28 184V180H31L32 178L37 177V174L44 173ZM131 172L136 173L139 171H137V168H136L134 170H131ZM54 174L56 176H54ZM68 174H71L72 176L75 175V177L77 175H80L83 179H79L81 181L79 183V180L76 181V179L74 180L72 178H67L66 175H68ZM112 174H113V176L115 175L116 177H111ZM24 176L25 177L27 176V177L25 178ZM51 178L53 179L52 182H51ZM160 178H159V180H160ZM45 179H46V181H45ZM69 179H71V180H69ZM66 180H69V181H66ZM118 180H120V181H118ZM168 180H169V182H168ZM14 181H17V182L15 183ZM43 181H45V182H43ZM61 181H63L62 182L63 184L68 183L70 181L71 182L69 185L68 184L61 185L62 184ZM108 181H110V182H108ZM9 182H12V183H9ZM75 182L77 183V185ZM139 182H140V185H142V186L139 185ZM158 182H160V183H158ZM167 182H168V184L169 183H171V184H169V186H168ZM13 183H14V185H12ZM117 183H120L122 185L115 187L117 185ZM131 183H133V184H131ZM114 184H116V185H114ZM172 184H173V186H172ZM15 185L17 187H15ZM136 185H137V187L140 186L139 187L140 189H144V190L147 189V190H150V192H146L145 196H140L139 194H133L132 198H129V199L126 198L125 200L123 199L124 197H122V196H118L119 198L116 196V198H114L116 201L110 200L109 198L104 197V195L107 196V193L109 195V194H111V192H113L114 194H117L118 193L117 190L122 188V187H126V186L136 187ZM145 186H146V188H145ZM147 186H149L150 189ZM162 186H164V187H162ZM114 187L117 190H115ZM166 187H167V189H166ZM168 188H170V189H168ZM2 189L7 190L9 193L7 191L5 193L4 191H2ZM36 189L38 191H41V193L44 195L49 194V196L52 197V200L51 201H48V200H44V201L42 200L41 201V199L38 198L39 194H37V192L34 193V191L32 192L33 193L32 195L28 196V198L30 197L29 200H32V201L28 202L29 205H23V206H22V204L18 205L16 203V199L14 200V197H15L14 193L17 195L18 194L24 195V194H27L28 192H31L32 190H36ZM19 190H21V192H18ZM158 191H159V189H158ZM142 193H145V192H142ZM124 196L126 197V195H124ZM134 197H138V198H134ZM140 198H142L143 200H141ZM135 200H137V201H135ZM120 202H122V203H120ZM124 202L126 203V205L124 204ZM158 205H161L160 202L158 203ZM129 206H131V207H129ZM226 208L223 206L222 207L220 206V208L215 209V211L211 212L209 215L208 214L205 215V213H203L201 215V217L199 216L200 217L199 219L196 218V222L198 220H200L197 222L198 225L196 222H194L192 220L190 221L192 216H188V215L181 216L182 219L178 220L177 223H179L183 220L189 219V221L186 222V225L188 227H195L194 229L197 228V229H200L201 231H203L205 229L203 232L207 231L210 233H214V230L216 228L220 229L221 225L225 224V221H226V223H228V225L229 224L230 225L231 224L232 225H235V224L238 225L236 227H239V226L240 227H246V226L248 227L249 226V224H250L249 222L248 223L245 222V224H244L243 219L241 220L242 223L239 222L240 219H235L236 216H235V208L234 207H231L228 205V206H226ZM221 209L223 212L221 211ZM223 209H225V210H223ZM227 215H229V217ZM156 218H158V219H156ZM160 218H164V220L160 219ZM211 219L213 221H211ZM230 219H231V221H230ZM147 220H149V221H147ZM161 221L163 222V224L161 223ZM234 221H236V222H234ZM99 223H102V224L99 225ZM50 224L52 227L50 226ZM52 224H55V226L56 225H59V226H56V228H54V230H53V227H55V226H53ZM109 224H110V226H109ZM88 225H91L90 228H88L89 227ZM96 225L98 226V228H96ZM102 225H104V226H102ZM66 226L69 228L64 229ZM100 226H102V228ZM49 227H51V228H49ZM84 227H85V229H84ZM92 227H95V228L90 230ZM48 229H50V230H48ZM152 229H154V228L152 227ZM83 230H81V231H83ZM30 232L32 233V239L26 240V237ZM245 233H247V231ZM245 233L239 232L238 235L239 234H245ZM47 240L48 239L43 240V243L49 244V246H50V243L52 244V242H54V240H52V241H47ZM39 244H41V243H38L36 247H39L40 246ZM11 246H15L16 249L14 247H11ZM20 248H22L21 249L22 252H18V254H17L15 252V250H19ZM9 251H14V253L13 252L9 253ZM5 253L7 255H4ZM41 253H43V252H41ZM27 254L30 256H28ZM34 254H37V253H34ZM12 256H14V257H12ZM7 257H10V258H7ZM50 258L46 259L45 261L49 260ZM6 260H8V261H6ZM14 260H16V261H14ZM10 262H13V263H10ZM0 264H3V262H0ZM33 264H38V262H35Z\"/></svg>","mask_w":264,"mask_h":264},{"label":"water","instance_id":"water-1","mask_svg":"<svg viewBox=\"0 0 264 264\" xmlns=\"http://www.w3.org/2000/svg\"><path fill=\"white\" fill-rule=\"evenodd\" d=\"M5 1V2H4ZM4 1H2V2H4V5H5V8H7L6 7V4H9L10 2H14V0H4ZM97 0H94V3L96 2ZM89 2V1H88ZM94 5H96V4H93V8H91V7H88L87 5H86V8H88V10H87V13L88 14H91V15H93L94 17H97V18H99V19H103L105 16H106V14L107 13H109L110 15L111 14H113V9L111 8V7H109L108 9H106L105 11H103V10H100V9H98V7H95ZM91 6V5H90ZM96 6H98V5H96ZM95 8V9H94ZM11 15V14H10ZM12 16H15V15H12ZM136 16V15H135Z\"/></svg>","mask_w":264,"mask_h":264}]
</instances>
